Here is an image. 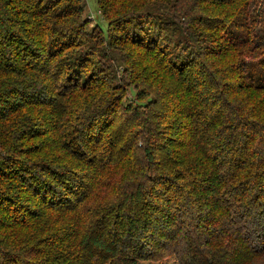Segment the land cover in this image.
I'll return each instance as SVG.
<instances>
[{
  "label": "trees",
  "instance_id": "trees-1",
  "mask_svg": "<svg viewBox=\"0 0 264 264\" xmlns=\"http://www.w3.org/2000/svg\"><path fill=\"white\" fill-rule=\"evenodd\" d=\"M79 1L0 0V264H264L260 0Z\"/></svg>",
  "mask_w": 264,
  "mask_h": 264
},
{
  "label": "rangeland",
  "instance_id": "rangeland-1",
  "mask_svg": "<svg viewBox=\"0 0 264 264\" xmlns=\"http://www.w3.org/2000/svg\"><path fill=\"white\" fill-rule=\"evenodd\" d=\"M80 5H83V17L90 22V26L98 25L100 29L105 33L106 32V21L102 18L101 13L99 12L97 8V2L96 0H80ZM159 4V3H155ZM161 6L156 5L151 8V12L157 11ZM256 8L264 9V0H260L256 2ZM24 10V8L22 9ZM14 17V16H13ZM18 19V18H16ZM23 19V18H20ZM157 21V20H156ZM203 34H206L204 32ZM120 65L122 63L120 62H113L110 64L111 69H119ZM106 68V65L104 64V69ZM94 69L92 64H89L85 70L83 71L82 78H86L89 73ZM116 79L118 82V85L121 87L119 90V94L121 95L120 102L122 103V107H124L129 101L131 102H138V103H144L147 98L145 99H136V90L134 87L131 86H124V83L122 82V78L124 77L123 74H120L116 72ZM38 108L37 110H39ZM36 110V111H37ZM115 121L118 122V119L115 117ZM39 140L37 139H26L24 142H22L23 146L22 148H26L27 146L33 147L31 145L36 146V144ZM29 149V148H28ZM20 158L21 156H17ZM1 159V156H0ZM5 183H7V187L16 185L17 183L15 181H5L4 179L0 178V185L4 186ZM0 190L5 191L6 188L1 187ZM9 191V190H6ZM18 204L20 206H27V209L30 210L29 214L26 213V210L22 208L19 210L18 207L15 208V206H6L3 204L1 206L0 210V235H2L5 239V241L9 244L11 243V234L15 233V239H21L25 242V245L33 244L35 242L34 238L38 236L39 233H41V230H38L36 228L33 229V222L35 221L34 218L31 216L32 214L37 215L41 212V210L36 207L35 201H32L31 198H29L26 195V199L18 200ZM18 209V210H17Z\"/></svg>",
  "mask_w": 264,
  "mask_h": 264
}]
</instances>
